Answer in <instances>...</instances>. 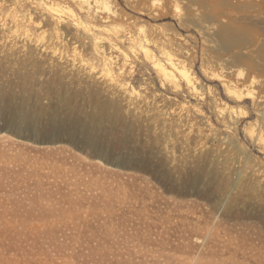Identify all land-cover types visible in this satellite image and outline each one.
<instances>
[{
  "label": "rangeland",
  "instance_id": "obj_1",
  "mask_svg": "<svg viewBox=\"0 0 264 264\" xmlns=\"http://www.w3.org/2000/svg\"><path fill=\"white\" fill-rule=\"evenodd\" d=\"M107 1L0 0V264H264V0ZM140 43L204 94L162 87ZM95 94L121 104L103 129Z\"/></svg>",
  "mask_w": 264,
  "mask_h": 264
},
{
  "label": "bare ground",
  "instance_id": "obj_2",
  "mask_svg": "<svg viewBox=\"0 0 264 264\" xmlns=\"http://www.w3.org/2000/svg\"><path fill=\"white\" fill-rule=\"evenodd\" d=\"M76 1L79 2V5L81 6V8L85 9L84 11H86L87 8L88 9L91 8L90 7L91 0H76ZM95 1H96V3L101 4L102 7H104V6L105 7H109L107 0H95ZM54 5H56L55 7L52 6V8H54V9H59L61 7L60 3H54ZM69 10L72 13V15L77 16V13H76V11L73 8H69ZM97 41H98V39H97ZM98 42L100 43L101 40L98 41ZM108 43H109V48L111 50L117 49V43L114 42L111 38H110V41ZM140 44H141L140 45L141 46V49L145 53V56L148 58V60H150V62L153 65V67L156 69V73H157V75L159 77V80L161 82L162 87L168 88L169 90H172L173 92H176L177 95L182 94V93H185L186 90H189V92L192 95L202 96L204 94L202 92V90H200L201 88H199V86L197 84V77L191 72V70L186 65V63L183 62L181 59H179L174 54L173 51L168 50V49H162L161 50V56L162 57H158L145 44H143V43H140ZM103 49H104V47H103ZM103 49L100 46L99 52L102 53L103 56H104V58H103L104 67L109 71L108 73L112 75V76L111 75L110 76L112 77L111 79H113V81H114L112 83L114 86H111L110 89L112 90V87L114 89H116V90H121L122 89L123 92L125 93V95H127L128 90H129L128 89L129 87L128 88L126 87L127 86L126 85L127 83L125 84L123 81L121 82L119 80V78H117L114 75L115 73H113V70H112L113 69V66H112L113 59H112L111 55L107 56L105 54V51ZM123 58H124V62L125 61L127 62V54L126 53H124ZM209 73L208 74L211 75L212 78L213 77H216L218 79L223 80V84L226 87V91L229 94H231L232 96H234L235 100L238 101V102H240V101L242 102L245 98H254L256 96L255 95V90H254L255 88H253V84L255 82L254 79L251 80V82H250L249 85H247L245 87H240L238 84L229 83V80L226 79V76L223 73V71L218 72V71L212 69L211 71H209ZM243 74H244L243 70L242 69H239L238 70V75H243ZM203 89H205V88H203ZM209 89H211V87ZM116 90L114 91V93L116 92ZM129 92H130V90H129ZM204 92H206V91H204ZM133 93H135V91ZM96 94H95V98L93 96H92L93 99H91L92 97L90 98L91 99V101H90L91 102V107H92L91 108V112L89 113V112H87L86 109L85 110L90 115V120H91L92 125H94V126L96 125L97 127L100 126L103 129V128H105V126L107 125V123L109 124V119L110 118L112 119L114 110H117L118 108H121L120 107L121 104L118 103L115 100H110V99H104V100H102L98 96L97 97L99 99H97ZM117 94H118V91H117ZM131 94L128 93L129 96H132ZM101 97H103V96H101ZM136 99H137V101H140V102H142V101L145 102L147 100L146 99V96H144V95H140V96L138 95V96H136ZM129 100L132 101L133 98L131 97ZM133 102L135 103L134 100H133ZM242 106L243 105H241V104H239L238 106L237 105H235V106H227L225 104L224 106L219 107L218 111H219V113H221L225 117L226 116H229L230 118H233L234 115L237 116V115H240L241 113H244L245 112L244 111V108ZM112 108H114V109L112 110ZM71 109L64 108L63 109V112H65L66 115L67 114L68 115L69 114L71 115V112H72ZM88 110L90 111V109H88ZM75 111H77V110H75ZM114 117H115V115H114ZM183 121H184V119H183ZM233 121H235V119H233ZM113 123H114L113 120H111V124H113ZM81 127L84 130V129H89L92 126L91 125H88V124L85 125V123H84V124H81ZM252 131H254V130H252ZM259 137H260V139H264V135L262 133L260 134Z\"/></svg>",
  "mask_w": 264,
  "mask_h": 264
}]
</instances>
